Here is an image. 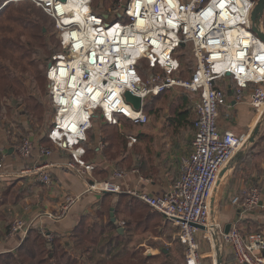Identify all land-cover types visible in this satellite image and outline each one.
<instances>
[{"label":"built area","instance_id":"1","mask_svg":"<svg viewBox=\"0 0 264 264\" xmlns=\"http://www.w3.org/2000/svg\"><path fill=\"white\" fill-rule=\"evenodd\" d=\"M30 0H5L12 2ZM53 20L59 53L48 67L49 96L54 119L47 136L68 150L70 169L90 174L84 143L95 119L119 125L121 119L139 125L149 122L145 102L161 93L181 88L195 99V136L192 151L181 160L180 176L162 195L124 189L112 179L92 178L91 192H128L148 204L178 227L177 239L185 249V264H203L200 228L221 235L238 264H264V231L244 233L238 223L228 233L210 221V199L224 165L244 145V137L219 126L221 109L247 98L257 113L264 109V41L253 32L251 20L256 0H117L108 11L93 9L94 0H31ZM193 48V65L186 75L177 58L182 45ZM141 67H146L144 76ZM226 80L232 86H224ZM131 91L141 99L136 108L125 98ZM131 136L130 144L137 142ZM17 153L27 163L22 175L43 184L53 183L48 157L53 149L23 137ZM137 172L136 169H132ZM127 172L117 169L115 179ZM79 197L69 198L48 219L64 218ZM245 209L263 206L262 191L251 187L232 199ZM29 230L15 219L11 234ZM49 240L53 235L47 233Z\"/></svg>","mask_w":264,"mask_h":264},{"label":"crops","instance_id":"2","mask_svg":"<svg viewBox=\"0 0 264 264\" xmlns=\"http://www.w3.org/2000/svg\"><path fill=\"white\" fill-rule=\"evenodd\" d=\"M232 84L233 81L231 80L224 82L226 87H230ZM172 90L179 91L180 98L184 96L185 92L183 89L174 88L166 91L159 98L151 97L145 102L146 113L148 103L150 104L154 98H157V101L162 99ZM189 98H191V104L189 105L191 123L189 125L178 126L179 120L175 110L174 115L169 118L170 123H168L171 131L173 128L174 133L171 131L170 134L164 132L166 131L163 126L164 120L160 125H158L159 122L157 123V126L161 128L159 132L143 129L139 132L143 136L136 137V134H128L125 136L127 141L124 142L125 145L123 146L126 152L121 160L115 161L111 154L106 155L105 149L109 148V143L106 142L104 144L103 142V146H99V140L102 142L106 136L101 132L102 134L93 138V126L89 133V140L84 143V157H89V162L94 164L91 177L89 174H83L78 169H70L67 164L71 160V154L68 150L55 148L47 133L29 135L34 141L53 149L52 156L48 157L49 162L52 164L50 173L53 183L48 186L33 176L22 175V170L29 162L17 153L15 147L18 142L13 140L16 137L12 138V135L7 134L5 130L0 131V233H4L2 238H0V254L15 250L24 241L27 235L24 229L14 234H11L10 231L13 221L18 218L24 219L29 229H39L45 235L46 233L59 235L64 241L70 240L73 230L82 220L89 225L94 224L96 221L103 222L102 225L105 226L109 218H111V221L115 223V227L106 226V232H116L115 228H117L118 233L123 235L122 239L128 240L125 246L128 252L140 254L141 247L144 251L143 253L146 254L144 256L154 257V259L163 256L166 261H169L172 258L173 244L176 238L161 232V227L160 229L158 228L160 233L157 234L159 230L153 232L145 225L150 224V221L159 219L166 229L169 226L177 229V226L164 220L155 211H150V215L148 213L145 215L137 213L131 215L130 211L126 214L121 212L116 215L115 210L119 202V194L109 195L105 192L87 191V182L92 180V178L98 179L97 177L101 178L99 180L112 179L119 182L124 189H135L154 196L164 194L179 178L182 158L189 155L192 151V141L195 136L193 120L196 117L194 106L196 97L191 94ZM228 98L230 105L221 109L218 121L220 128L229 129L238 136L249 137L262 115L256 116L254 107H252L248 98L243 102H235L234 92L230 88L228 89ZM17 107V112H15L24 117V110L19 108L20 105H17ZM159 108L158 106V110ZM0 116H2L0 118H3L2 113H0ZM98 119L106 127L123 129L127 124L136 125L127 119H121L119 125L110 124L100 117ZM137 126L144 127L146 124ZM184 128H190L191 137L181 135L180 131ZM131 136L138 138L137 142L130 144ZM90 142H92V145L89 148H95V153L88 155L87 149L89 148L87 144ZM134 147L143 150L142 155L138 156L133 151ZM127 160L134 162L135 166L126 171V177L115 179L113 177L114 171L120 169V165ZM132 169H136L137 172H133ZM251 187H257L262 191V201L264 203V133L257 138L254 144L249 145L247 153L230 174L222 188L221 203L218 209V223L224 229L228 224L232 226L237 223L244 233L258 231L264 227V205L256 209H245L232 202L233 197L241 195L244 190ZM73 197H79V199L70 207L64 218L54 221L45 216L46 212L59 211L67 203L68 199ZM109 204L110 213H104L100 216L99 212L104 211V206L106 207ZM136 206H138V213H142L147 208L146 205L141 208L140 203H137ZM120 215H126L127 219L120 218ZM133 218L137 219V225L132 227V222L130 224V221ZM7 227L9 232L5 233V230L8 229ZM145 236L149 237V241L153 240L155 244L148 243L146 239L139 242V239ZM166 236H168L167 246L169 247H158L160 242L166 241V238H164ZM198 240L202 244L203 264H219L220 262L221 264H238L229 245L222 239L221 235L209 234L205 230H200ZM162 253L166 255H162ZM154 264H173V262H156Z\"/></svg>","mask_w":264,"mask_h":264},{"label":"trees","instance_id":"3","mask_svg":"<svg viewBox=\"0 0 264 264\" xmlns=\"http://www.w3.org/2000/svg\"><path fill=\"white\" fill-rule=\"evenodd\" d=\"M4 1L0 0V112H2L4 107L8 108L11 112L13 110L17 112L18 107L16 105L21 106L23 102L25 103V101L33 99L32 95L29 94L27 96L30 91V88L26 85L27 77L38 81L43 79L42 73L36 64L37 59L33 55L36 54V56L40 57L36 51V47L39 44L46 45L47 33L37 21L28 19L29 15L24 17L23 15L18 16L22 12H18L13 7L14 2L3 6ZM116 2L117 0H94L93 9L101 12L100 6H103L104 10L108 11ZM109 4H111V7H108L110 6ZM20 21L22 24H20L21 31L14 36L7 34V27L11 29L12 33L15 24L20 23ZM26 32L30 35H27ZM22 37L29 38L25 45L21 42ZM184 46L182 45V47ZM140 70L146 76V67H141ZM186 71L187 69L181 75H186ZM165 92L156 97H161ZM184 92V96L180 98V103L176 107V116L179 120L178 126L189 125L191 123L189 119V105L191 104V98L189 97L191 94L186 91ZM3 98H9L13 102V106L11 107L9 104L4 103ZM156 102L157 98H154L150 104H147V113L149 115H154L158 111ZM23 112L27 115L26 111ZM50 127H52V124ZM141 135L143 136V134H137L136 137H140ZM113 140L114 138L107 136L104 141L111 143ZM53 146L58 148L54 144ZM113 147L114 145L110 144L109 149L105 151L106 155L110 153ZM90 153H95V148L87 149V154L89 155ZM105 193L109 195L114 194L110 192ZM137 203L141 204V208H144V205H146V213L149 215L151 214L150 211L159 213L138 197L128 192H123L119 193V202L115 210L116 215H119L121 212L126 214L129 211L131 215L138 214ZM123 204H125L124 208ZM104 208V211L99 212L100 216L104 213H110V204L106 207L104 206ZM159 214L164 219V216L161 213ZM136 218L130 221V224L132 222V226L137 225ZM102 223L96 221L94 224L89 225L82 220L73 230L69 241H64L61 236L56 234L53 235L52 240H49L48 236L40 232L39 229L30 228L19 247L11 252L0 254V264H153L150 262L154 257H139V253L128 252L125 249L128 240L122 239L123 235L118 233L117 228H115L116 232H106V226L115 227V223L111 221V218H109L105 226ZM148 225H145V227H148ZM5 231V233H8L9 228ZM3 234L0 233V238H2ZM162 255L166 254L162 253Z\"/></svg>","mask_w":264,"mask_h":264},{"label":"rangeland","instance_id":"4","mask_svg":"<svg viewBox=\"0 0 264 264\" xmlns=\"http://www.w3.org/2000/svg\"><path fill=\"white\" fill-rule=\"evenodd\" d=\"M257 1V0H256ZM111 7V4H109ZM13 7L18 11V12H22L20 13L18 16L23 15L27 16L29 15V18L31 21H37L39 25H41L43 27V29H46V33H47V38H46V42H45V46H43V44H39L36 47V51L38 52V54L40 55V57L33 55V57L35 59H37L35 62L38 66V69L40 70V72L42 73V78L40 81L35 80L33 78L27 77L26 80V85L28 86V88H30V91L28 92L27 96L30 94L33 96L32 100H27L25 101V103L23 102V105H21L19 108L21 110H24L27 112V115H25L24 117H21L20 115H18L15 110H13V112H11L8 108L4 107L2 112L3 114V118H0V131L5 130L7 134L12 135V138L14 141H17L18 143L20 142V140L23 137L29 136V135H37L39 133H47L49 132V130L51 129L50 124L53 122V118H54V107L51 101V98L49 96V78H48V67L50 62H52L55 57L58 55L59 53V38L57 37V34L55 32V26H54V20L47 14L45 13V11H43V9L38 6L35 2L33 1H22V2H14ZM21 21L20 23H16L14 30L11 33V29H9L7 27V34H11L12 36H14L16 33H18L19 31H21ZM262 28L264 30V16H263V20H262ZM27 35H30L28 32H26ZM29 40V38L26 37H22L21 38V42L25 45V43ZM177 58L179 63L181 64L182 69H188V67L192 66V58H193V48L191 45H186L182 48H180L177 52ZM49 62V63H48ZM48 63V66H47ZM146 73H147V69H146ZM3 102L9 104V106H13V102L9 99V98H3ZM180 103V93L177 90H172L170 92H168L166 94L165 97H163L162 99L158 100L156 102V108H159V112L157 113L156 116H151L150 122L145 123L146 126L141 127V126H137V125H126L123 129H119V128H115V127H106L101 120H96L94 122V131H93V138L96 135L102 134L101 132L104 133V135L107 137H112L114 138L113 142L109 143L113 144L114 147L110 150V153L112 156V158L117 161V160H121L124 155H125V148L123 147L125 144L124 142H126V137L128 134H139L140 130L143 129H149L150 131H155L159 132V130L161 128H159L157 126V123L159 122L158 125H160L161 123L164 122L163 124L164 129L166 131V133L170 134L171 132L174 133V130L172 128V131L170 129V120L169 118L172 117L174 115L175 110H177V105ZM28 106V108H26ZM36 106V108H34ZM17 107V105H16ZM255 110V109H254ZM255 114L256 116L258 115L257 111L255 110ZM2 117V116H0ZM193 119V117H192ZM264 128V127H263ZM152 129V130H151ZM171 131V132H170ZM264 131V129H263ZM181 135L183 136H188L191 137L192 133L190 131V128H184L180 131ZM264 133V132H263ZM92 138V139H93ZM260 141V140H258ZM257 141V142H258ZM94 142V139H93ZM100 145L99 146H103L102 143L104 142V144L106 143V141L102 140V142L99 140ZM88 148L92 145V142H90L89 144H87ZM138 145V144H136ZM135 145V146H136ZM106 147V145H105ZM105 149V148H103ZM109 148L105 149L108 150ZM135 153L140 156L142 155V151L138 148L134 147ZM108 154V155H109ZM85 155V154H84ZM84 161L85 163H89V164H93L89 162V157H84ZM135 163L131 162L129 160H127L125 163L120 165V170L123 171H127L129 170V168H132ZM94 165V164H93ZM94 170V169H93ZM93 173H90V177ZM98 180L101 179L99 177H97ZM47 185V184H45ZM48 186V185H47ZM119 194V193H118ZM146 209L143 210L142 213H138V214H146ZM123 214V213H122ZM122 219H127L126 215H120L119 216ZM169 225V224H168ZM167 225V226H168ZM135 226V225H134ZM143 226V225H142ZM133 227V226H132ZM149 229L153 232H157L160 227L162 228L161 232L166 233L168 236L172 235L173 237L176 238V240L174 241L173 244V254H172V258L169 259V261L165 260V257L161 256L159 258H155L154 260H152L150 263H168V262H173V264H185V249L183 248V246L180 244V242L177 240V233L179 231V229H175V228H171V226L168 227V229H166V227L162 224V221L157 219V220H153L150 221V224L148 225ZM159 228V229H158ZM260 230H264V227L261 228ZM160 233V230L157 232V234ZM166 241H162L160 242L158 245V247H164L167 248L169 246H167V237ZM146 239L148 243L151 244H155V242L153 240L149 241V237L145 236L142 239H139V242ZM140 254L139 257H142L146 254H144L143 249L140 247ZM158 253V252H157ZM173 260V261H172ZM175 261V262H174Z\"/></svg>","mask_w":264,"mask_h":264},{"label":"water","instance_id":"5","mask_svg":"<svg viewBox=\"0 0 264 264\" xmlns=\"http://www.w3.org/2000/svg\"><path fill=\"white\" fill-rule=\"evenodd\" d=\"M264 16V0H257L256 6L252 11L251 20L253 22L252 30L256 35L264 41V30L262 28V20ZM46 31V29H44ZM125 98L128 102L132 103L136 108L141 107V99L132 94L131 91L125 93ZM264 127V113L257 121L253 130L249 134L248 139L245 140L244 145L231 157V159L224 165L221 169L215 187L213 189L211 199H210V221L212 225L218 223V209L221 203L222 188L224 187L226 181L228 180L230 174L236 168L238 163L244 157L248 151V147L251 144H254L258 137L263 133ZM113 215V213H112ZM201 230H205L206 227L198 226ZM231 228V225L228 224L224 231L228 233ZM221 264V262L219 263Z\"/></svg>","mask_w":264,"mask_h":264},{"label":"bare ground","instance_id":"6","mask_svg":"<svg viewBox=\"0 0 264 264\" xmlns=\"http://www.w3.org/2000/svg\"><path fill=\"white\" fill-rule=\"evenodd\" d=\"M264 113V109L262 108L259 112H258V115H262ZM248 139V136H245L244 137V141Z\"/></svg>","mask_w":264,"mask_h":264}]
</instances>
